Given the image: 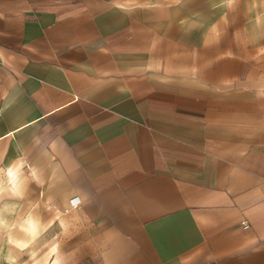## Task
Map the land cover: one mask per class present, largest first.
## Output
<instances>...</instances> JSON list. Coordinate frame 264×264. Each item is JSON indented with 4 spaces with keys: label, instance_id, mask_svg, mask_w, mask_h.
I'll list each match as a JSON object with an SVG mask.
<instances>
[{
    "label": "crops",
    "instance_id": "crops-1",
    "mask_svg": "<svg viewBox=\"0 0 264 264\" xmlns=\"http://www.w3.org/2000/svg\"><path fill=\"white\" fill-rule=\"evenodd\" d=\"M263 48L258 0H0V168L43 181L3 204L98 264H264Z\"/></svg>",
    "mask_w": 264,
    "mask_h": 264
},
{
    "label": "clouds",
    "instance_id": "clouds-1",
    "mask_svg": "<svg viewBox=\"0 0 264 264\" xmlns=\"http://www.w3.org/2000/svg\"><path fill=\"white\" fill-rule=\"evenodd\" d=\"M29 168L28 162L17 157L6 167L0 168V264H66L64 253L57 238L47 241L44 248L50 258H40L39 242L47 236L52 222H45L33 210L26 213H13L4 199L23 201L31 183H43L36 168ZM31 176V180H29ZM15 253H26L28 259Z\"/></svg>",
    "mask_w": 264,
    "mask_h": 264
},
{
    "label": "rangeland",
    "instance_id": "rangeland-1",
    "mask_svg": "<svg viewBox=\"0 0 264 264\" xmlns=\"http://www.w3.org/2000/svg\"><path fill=\"white\" fill-rule=\"evenodd\" d=\"M259 2V6L261 9V13L263 14V21H264V0H258ZM262 6V7H261ZM255 21H259L261 22V17L260 15H258L255 19ZM264 51V48H263ZM58 225L60 226V231L57 233L56 237L59 240V243L61 245V251L62 253H64V260L66 262V264H98V262H96V257L95 255L93 256L91 253V248L87 247V245L82 247V243L81 240L79 238L77 239H70L65 238V229H64V223L60 222L58 223ZM47 241H51V239H49L48 237V233L47 236L44 237L40 242H39V255L40 258H49L48 256V251L44 248V244ZM19 256H22L21 254H16ZM24 260H27L29 257L27 254L22 256ZM21 264H23V261L21 262Z\"/></svg>",
    "mask_w": 264,
    "mask_h": 264
}]
</instances>
